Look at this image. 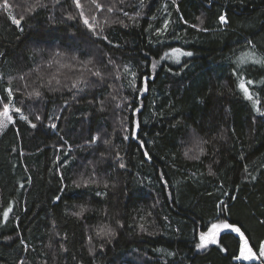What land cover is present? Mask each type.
I'll use <instances>...</instances> for the list:
<instances>
[{
  "label": "trees",
  "instance_id": "trees-1",
  "mask_svg": "<svg viewBox=\"0 0 264 264\" xmlns=\"http://www.w3.org/2000/svg\"><path fill=\"white\" fill-rule=\"evenodd\" d=\"M79 2L0 0V264H250L196 244H264V0Z\"/></svg>",
  "mask_w": 264,
  "mask_h": 264
},
{
  "label": "snow or ice",
  "instance_id": "snow-or-ice-1",
  "mask_svg": "<svg viewBox=\"0 0 264 264\" xmlns=\"http://www.w3.org/2000/svg\"><path fill=\"white\" fill-rule=\"evenodd\" d=\"M74 3L76 4L77 8H82V5L80 4L79 0H74ZM93 3H95V0H93ZM36 6H43V5H41L39 3V0H37L36 5H33L28 10L31 11ZM95 6H96V8L98 10L101 7V5L99 3H96ZM3 7L6 10L9 8L7 0H4ZM112 10H113L112 8L108 9L109 12H111ZM80 15H81V18L83 19V23L89 28V30H93L95 27L98 26V25L95 24V19L96 18L94 16L91 17L92 23H90L89 19L83 18L84 17L83 11H81ZM125 15H127V13H125ZM9 19L12 21L13 24H15V25H17V27H19L20 26V22L23 19V17H20L19 19H17L15 16H13V15H11L9 13ZM219 21L222 24H226L228 22L226 16L223 15V14L219 16ZM201 23H202V21H201ZM166 26H167V21L165 22V27ZM21 31H22V29H21ZM248 44L251 45L252 41L249 40ZM0 55H2V53H0ZM182 55L191 56L192 53L191 52H183V51H181V49L174 48V49L171 50V53H165L164 56L161 57V59H165V58L171 57V58H174L177 62H179V57L182 56ZM246 57L250 58L252 60V62H254V63L264 64V58H258V57L255 56L254 53H248V54H246ZM246 57H242L240 59V63L247 62ZM153 67H155V64L153 65ZM95 74L99 75L98 72L95 73ZM252 83H253V81H251V80L245 82L243 80V78H239L238 88L243 92L244 97L247 100L252 102L254 111L256 113H258L259 115L264 116V111H262L261 108L258 106L260 104V100L257 99V98H254L253 94L249 91V88L247 86V85H251ZM73 87H75V85H73ZM30 95L39 96L40 93L37 91V92L32 93ZM9 96H11V91H9ZM15 111L19 112L20 110L19 109H15ZM2 115L4 116L6 122L3 123V124H0V128L6 127L7 126V122H11V119H12V117L9 115V107L7 105L4 107ZM21 119L27 120V117L21 116ZM36 119L39 120L40 117L37 116ZM31 127L35 128L36 125L32 124ZM50 127L56 128V125L55 124H51ZM94 140H95V138H93V142H94ZM146 155H147V153H146ZM186 155H187V153H186ZM121 167H123V164H121ZM253 179H254V177H253ZM55 199L59 200L60 197L57 196ZM10 211H11V208L5 210L2 213V216H3L4 220H7ZM76 215H79V213H76ZM222 229H230L232 232H235V233L239 234L240 241H241V243H240V253H239V255H236V256L233 257L235 260L248 261V260H252V259L256 258V254L253 252L252 247L248 244V241L245 238L244 233L241 232L240 228L235 226V225H233V224H229L226 221H222L219 224H213V225H211V227L208 229V231L206 233L202 232L200 234L199 243L196 244V248L198 250H202V249H206L210 244H216L217 243V239L216 238H217V236L219 235V232ZM101 231H103V229H101ZM220 250L221 251H225V249H223V248H221ZM259 255L261 257H264V244H262L260 246Z\"/></svg>",
  "mask_w": 264,
  "mask_h": 264
},
{
  "label": "rangeland",
  "instance_id": "rangeland-1",
  "mask_svg": "<svg viewBox=\"0 0 264 264\" xmlns=\"http://www.w3.org/2000/svg\"><path fill=\"white\" fill-rule=\"evenodd\" d=\"M183 52H185V51H183ZM168 53H171V51L170 52H168ZM186 57L184 56V55H182V56H180L179 57V60H183V59H185ZM173 60H175L174 58H172ZM176 61V60H175ZM219 223H221V222H215V223H212L211 225H213V224H219ZM211 225L208 227V229L211 227ZM208 229L207 230H205L203 233H206L207 231H208ZM224 230H228V229H222L220 232H219V235L224 231ZM219 235L217 236V241H218V237H219ZM199 238H200V235H199ZM199 243V242H198ZM211 245V244H210ZM209 245V246H210ZM256 254V253H255ZM256 257H258V258H261V256L260 255H258V254H256Z\"/></svg>",
  "mask_w": 264,
  "mask_h": 264
},
{
  "label": "water",
  "instance_id": "water-1",
  "mask_svg": "<svg viewBox=\"0 0 264 264\" xmlns=\"http://www.w3.org/2000/svg\"><path fill=\"white\" fill-rule=\"evenodd\" d=\"M258 260H259V258L256 257L255 259H252V260H248V261L240 260V261L249 262V263H255Z\"/></svg>",
  "mask_w": 264,
  "mask_h": 264
},
{
  "label": "bare ground",
  "instance_id": "bare-ground-1",
  "mask_svg": "<svg viewBox=\"0 0 264 264\" xmlns=\"http://www.w3.org/2000/svg\"><path fill=\"white\" fill-rule=\"evenodd\" d=\"M257 253V252H256ZM258 255H259V253H258Z\"/></svg>",
  "mask_w": 264,
  "mask_h": 264
}]
</instances>
